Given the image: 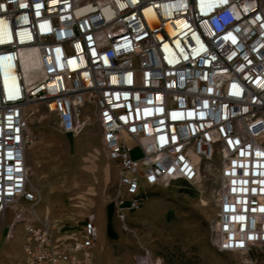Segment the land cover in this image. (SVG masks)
I'll use <instances>...</instances> for the list:
<instances>
[{
    "label": "built area",
    "instance_id": "built-area-1",
    "mask_svg": "<svg viewBox=\"0 0 264 264\" xmlns=\"http://www.w3.org/2000/svg\"><path fill=\"white\" fill-rule=\"evenodd\" d=\"M32 105L66 134L95 117L121 221L220 159L215 247L264 250V0H0V218L24 227L28 264H94V216L65 236L37 215Z\"/></svg>",
    "mask_w": 264,
    "mask_h": 264
},
{
    "label": "rangeland",
    "instance_id": "rangeland-1",
    "mask_svg": "<svg viewBox=\"0 0 264 264\" xmlns=\"http://www.w3.org/2000/svg\"><path fill=\"white\" fill-rule=\"evenodd\" d=\"M28 116L34 140L27 162L32 186L42 196L37 215L60 223L65 236H82L94 216L100 235L94 264H264V250L220 253L215 247L220 159L205 163L195 184L179 181L154 189L139 211L121 221L116 207L120 171L107 158L95 117L72 135L61 131L44 105H32ZM131 156L139 159L143 152L134 149ZM12 219V210L6 222L0 218V264H28L25 229L12 231Z\"/></svg>",
    "mask_w": 264,
    "mask_h": 264
},
{
    "label": "bare ground",
    "instance_id": "bare-ground-1",
    "mask_svg": "<svg viewBox=\"0 0 264 264\" xmlns=\"http://www.w3.org/2000/svg\"><path fill=\"white\" fill-rule=\"evenodd\" d=\"M23 57L25 58V61H26V67L28 68V70L31 69L30 64H32L34 62L33 61V55H23ZM27 79H28V81H32L33 80L28 75H27Z\"/></svg>",
    "mask_w": 264,
    "mask_h": 264
},
{
    "label": "crops",
    "instance_id": "crops-1",
    "mask_svg": "<svg viewBox=\"0 0 264 264\" xmlns=\"http://www.w3.org/2000/svg\"><path fill=\"white\" fill-rule=\"evenodd\" d=\"M5 222H6V220H5ZM9 225H10V224H9ZM9 225H8V226H9ZM0 226H1V224H0ZM5 227H7V226L4 225V230H5ZM7 229H8V228H7ZM0 230H1V229H0Z\"/></svg>",
    "mask_w": 264,
    "mask_h": 264
}]
</instances>
